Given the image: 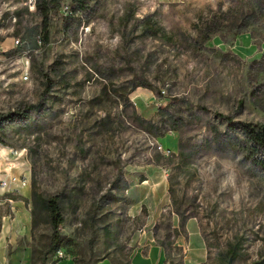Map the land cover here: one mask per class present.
<instances>
[{"label": "rangeland", "instance_id": "obj_1", "mask_svg": "<svg viewBox=\"0 0 264 264\" xmlns=\"http://www.w3.org/2000/svg\"><path fill=\"white\" fill-rule=\"evenodd\" d=\"M38 1L0 0V264H131L152 238L264 264V171L225 119L264 123V0H60L47 32Z\"/></svg>", "mask_w": 264, "mask_h": 264}, {"label": "trees", "instance_id": "obj_2", "mask_svg": "<svg viewBox=\"0 0 264 264\" xmlns=\"http://www.w3.org/2000/svg\"><path fill=\"white\" fill-rule=\"evenodd\" d=\"M60 0H39L37 9L43 20V29L47 32L50 13L52 8L59 6ZM80 2V0H77ZM10 117L0 118V133L4 131L5 124ZM231 129H238L243 136V144L248 158L254 165L260 167L264 171V123L252 124L245 122H234L231 117L225 118ZM144 122V121H143ZM51 225L54 230L53 239L49 247V252H58L60 245V236L58 235V227L63 222L61 207L56 197L47 201Z\"/></svg>", "mask_w": 264, "mask_h": 264}, {"label": "crops", "instance_id": "obj_3", "mask_svg": "<svg viewBox=\"0 0 264 264\" xmlns=\"http://www.w3.org/2000/svg\"><path fill=\"white\" fill-rule=\"evenodd\" d=\"M140 202H146L149 199V193L144 184L139 185ZM152 190V189H150ZM151 192V191H150ZM146 243V244H145ZM131 264H171L167 258L165 249L158 245L154 238L145 239L130 257ZM98 264H111L108 260L98 262Z\"/></svg>", "mask_w": 264, "mask_h": 264}, {"label": "built area", "instance_id": "obj_4", "mask_svg": "<svg viewBox=\"0 0 264 264\" xmlns=\"http://www.w3.org/2000/svg\"><path fill=\"white\" fill-rule=\"evenodd\" d=\"M29 6H30L31 8H35V7H36V0H30V2H29ZM9 183H10V184H13V183H16V184H17V183H19L21 186L26 187L28 181H27L26 178H20V180H18L17 177H14V178H12V179L9 180ZM5 186H7V183H5ZM62 255H63L62 252L59 251V252H58V256H59V257H62Z\"/></svg>", "mask_w": 264, "mask_h": 264}]
</instances>
